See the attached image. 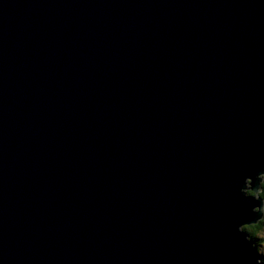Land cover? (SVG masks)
Returning <instances> with one entry per match:
<instances>
[{
	"label": "water",
	"instance_id": "95a60500",
	"mask_svg": "<svg viewBox=\"0 0 264 264\" xmlns=\"http://www.w3.org/2000/svg\"><path fill=\"white\" fill-rule=\"evenodd\" d=\"M262 175L264 0H0V264H264Z\"/></svg>",
	"mask_w": 264,
	"mask_h": 264
},
{
	"label": "trees",
	"instance_id": "16d2710c",
	"mask_svg": "<svg viewBox=\"0 0 264 264\" xmlns=\"http://www.w3.org/2000/svg\"><path fill=\"white\" fill-rule=\"evenodd\" d=\"M259 197L264 201V180L261 183V191L259 193ZM263 227H264V218L263 220L259 221L257 224L244 227L242 229L244 232L247 233V235L249 236L251 240H254L256 243L259 241L257 245L262 246V241L258 237L262 233ZM261 260L264 262V259L262 258V256H261Z\"/></svg>",
	"mask_w": 264,
	"mask_h": 264
},
{
	"label": "rangeland",
	"instance_id": "374dc122",
	"mask_svg": "<svg viewBox=\"0 0 264 264\" xmlns=\"http://www.w3.org/2000/svg\"><path fill=\"white\" fill-rule=\"evenodd\" d=\"M261 177H263V180H264V175H262ZM251 195H254V194H251ZM258 238L262 241L261 247H262V253L264 254V227H263L262 233L260 234V236Z\"/></svg>",
	"mask_w": 264,
	"mask_h": 264
},
{
	"label": "bare ground",
	"instance_id": "6f19581e",
	"mask_svg": "<svg viewBox=\"0 0 264 264\" xmlns=\"http://www.w3.org/2000/svg\"><path fill=\"white\" fill-rule=\"evenodd\" d=\"M263 182V181H262ZM261 182V183H262ZM248 183H250V182H248ZM247 188H250V185H247ZM260 188H261V184H260ZM260 191H261V189H260ZM259 196V195H258ZM263 206H264V204H263Z\"/></svg>",
	"mask_w": 264,
	"mask_h": 264
},
{
	"label": "clouds",
	"instance_id": "9594fccd",
	"mask_svg": "<svg viewBox=\"0 0 264 264\" xmlns=\"http://www.w3.org/2000/svg\"><path fill=\"white\" fill-rule=\"evenodd\" d=\"M263 220V219H262Z\"/></svg>",
	"mask_w": 264,
	"mask_h": 264
}]
</instances>
